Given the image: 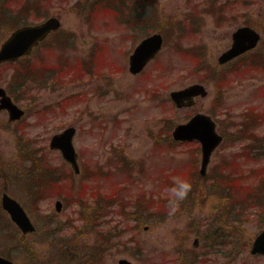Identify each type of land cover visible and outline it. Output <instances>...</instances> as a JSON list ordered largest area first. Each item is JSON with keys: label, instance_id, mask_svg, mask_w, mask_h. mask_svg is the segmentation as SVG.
Instances as JSON below:
<instances>
[{"label": "rangeland", "instance_id": "1", "mask_svg": "<svg viewBox=\"0 0 264 264\" xmlns=\"http://www.w3.org/2000/svg\"><path fill=\"white\" fill-rule=\"evenodd\" d=\"M23 1L25 0H18L17 5L22 4ZM76 1L51 0V3H46L43 7V9L48 8L46 14L60 17L62 31L71 32L75 38L73 48L67 53L54 48L51 49L52 54L44 50L45 61L49 64L58 58L64 59V56L72 63L81 61L82 57L90 54L93 49L91 45L97 41L103 47L102 58L107 69L104 70L107 78L105 77L103 82L93 84L86 83L83 79L68 80L63 86L53 90L49 86L39 90L30 79L26 99L17 103L24 108L25 118L19 124H12L13 127L8 129L4 124L7 122V116L0 112V184L4 191L21 204L36 226V234L21 239L12 228L13 225L0 204V226L3 230V237H0V253L9 256L17 264H65L64 260L74 261L67 259L65 254L60 256L58 251L60 244L55 242L57 239L49 238L50 232L44 231L47 218L55 225L57 223L59 228L65 229L64 235H66L71 232L69 228L73 225H81L84 207L92 208L91 203L96 200L86 202L80 199L81 195L77 193L83 194L86 189L88 194L91 187L101 193H109L111 189L121 187L123 189L119 192V201L109 202L108 205L104 202L102 205L105 212L103 211L104 213L99 217L92 216L97 219L96 223L100 225V230L111 231V235H119L114 239L115 244L113 243L111 254L103 260L104 264H118V260L122 258L132 264H176L178 257L183 259V263L191 264L189 261L192 260L190 257H194L193 250L196 251V264H264V258H255L249 254L250 243L264 227V194L257 203L258 208L249 209L244 216V222L228 221L227 231L233 234L231 242L225 248L221 247L223 250L218 251L216 255L213 254L205 259L197 256V253L204 250L203 248L199 245L197 249L192 247L196 237L189 234L187 225L193 217L205 218L210 214V220H213L222 216V213L215 210V201L210 200L209 196L204 200L205 203L196 202L203 194H208L209 187L200 188L203 194L188 192L183 199L174 197V194L169 195L173 203L169 206V210L173 211L178 207L181 210L169 219L164 216V223H146L135 227L133 220L125 219L121 214L120 210L125 208L124 205H117L122 203L123 199L130 198V195L141 192L146 195L164 194L163 179L189 181L186 174L188 169H192L190 163L193 161L195 171L199 170L200 153L192 152L195 145L173 146L170 150L167 142L161 141L156 144L159 132L164 129L167 120L171 121V126H174L186 121L187 115L200 112V108H203L204 113L211 115L215 111L222 121L232 120L233 124L237 125L241 121L240 115L250 110L259 115L261 122L258 123L254 133L257 132L256 135L263 139L264 65L256 64L246 68V72L237 76L232 75L226 82L224 79H219L221 76L224 78L225 75L218 73V78H213V81H216V84L220 81V86L223 83L221 91L215 90V86L209 84L207 98L201 102L198 100L190 109L177 110L170 103L169 93L197 83L200 77H204V75H196L191 59L174 54L170 45L166 44L158 58L146 66L143 76H132L127 68V54L123 55L120 51L123 47L130 48L131 43L127 42L121 46L115 41L113 47L105 46L104 39L107 37L105 33L111 32L99 26L100 23L95 19L99 16V12L102 15L101 8L104 6L98 7V10L94 9L90 15L87 12L76 14L71 9ZM153 4L156 5V22L163 24L167 23L165 19H169L171 23L186 18L192 19V12L201 11V21H207L205 27L203 25L201 28V32H205L201 39L210 48L208 57L203 61L206 60L211 64L216 63V59L228 43L227 31L224 30L217 35H213L211 31L213 20L218 17L215 12L208 15L207 10L211 6L213 9L225 6L228 9L227 18L235 16L238 12L237 15L240 17L238 22L254 23L264 39V0H153ZM233 4L235 7L230 6ZM90 9V5L86 7V11ZM188 21L189 19L186 23L189 24ZM92 23L94 24L91 25ZM188 26L192 28V25ZM234 26L235 23L230 21L226 30ZM112 27L114 28L115 25L112 24ZM151 29L155 30L156 25L152 24ZM112 36L116 38L114 33ZM2 39L0 36V40ZM193 41L196 44L200 42L194 40L193 36L187 35L181 43L186 48L194 46ZM258 49L250 56L257 54ZM93 68L97 70L94 65ZM216 70L220 71L219 68ZM5 73L3 78H0V85L4 87L7 86L11 75L10 70ZM94 87L101 88L102 97H97V94L89 90ZM25 90H27L26 86ZM71 97H74L72 100L76 98L77 100L71 103L68 100ZM216 97L220 100L219 107L215 105ZM73 126L78 130L74 144L80 155L81 169V173L76 176L62 161L58 152H51L48 146L53 134ZM15 131H18V134ZM226 131L229 129L227 128ZM151 135L155 138H151ZM161 143L163 146H160ZM240 145V143L234 144L235 147L224 145L218 149L212 157L208 171L214 168L218 159L224 155L236 165L238 161L231 159L230 156L237 153ZM32 148L37 153L44 154L53 167L69 175L70 178L62 184L64 190L61 192V197L58 191L46 189L43 193V201L33 204V198L26 196L24 190H21L20 182L26 180L32 173L30 169L27 170L28 173L25 172L29 157L33 155L29 151ZM118 160H121L118 166H126L127 179L126 175L114 166H117ZM239 162L244 176L240 180L237 179L239 183L233 188L232 196L238 197L237 201L248 194V187L260 183L259 180L264 176V156L257 155L253 160L243 159ZM226 164L228 163L225 162L222 166ZM229 168L233 172L238 171L232 166ZM90 170L94 173L91 178L86 173ZM99 170H107L110 174L104 179L95 178ZM215 173L216 171L211 174ZM69 188L73 195H76L72 200L67 196ZM56 200L63 203V211L59 214H55L54 210ZM50 215H54V218ZM46 226L49 228L48 225ZM230 244H235L236 247ZM179 248L188 250L182 256Z\"/></svg>", "mask_w": 264, "mask_h": 264}, {"label": "flooded vegetation", "instance_id": "2", "mask_svg": "<svg viewBox=\"0 0 264 264\" xmlns=\"http://www.w3.org/2000/svg\"><path fill=\"white\" fill-rule=\"evenodd\" d=\"M18 0H0V36L4 39L7 34H10L13 30L15 31L16 27L20 26H26L30 24H36V23H42L48 19V17H53L54 15L51 14H46L47 13V7L43 9L46 3L49 2V0H25L20 4L19 6L17 5ZM110 0H77L73 6L76 7L78 14L81 12H87L89 15L94 11V9H98V6L100 3L103 2H109ZM143 0H137V7L132 8V4L134 0H122V11H120L117 16V14L114 11L111 12H103L102 15L98 13V17L95 18L97 19V22L100 23L99 26H102L103 29H106L107 31L110 30L109 32L111 33H105V39L104 43L105 46H112L114 45L115 41H118L121 46H124L127 42L131 43V47L127 49L125 47L121 48V53L123 55L127 54L128 61L130 60V56L133 55L134 51L138 47V45L144 41L145 38L150 37L151 34L159 33L161 34L165 41L166 38L168 37L169 44L171 45V48L173 50H178V52H182L181 47L179 46L181 37H182V29H184V33L188 31V33L193 36L194 40H199L198 44L194 43V46H189L188 49H191L194 51L195 55V64H196V75H204V77H200L199 80L197 81V85H202L204 86L206 90V96H202V94H198L199 98H196L195 104H197L198 100L201 102V100L205 99L208 97V89L207 86L209 84H212L215 86V90L220 86V81L219 83L216 84V81H213V78H218V76H215V73L218 75V73H226V72H232V71H242V69L246 68V63L245 58L252 54L254 50L252 49L251 51L242 53L241 55H238L234 58H231V60L226 61L224 63H219L218 58L222 53L227 51L230 46L232 45V37L235 32L240 29V27H249L252 28L254 27L256 30L259 31L261 34L260 30L254 23H249L241 21L240 23L238 22L239 16L237 15L238 12L236 13L235 16H230L229 18L226 17V11L228 9L225 8V6H221L218 9H213L210 10L208 8L207 13L210 15L215 12V14L218 15L216 20H213V24L211 31L213 32V35H217L219 32L223 33V31H227V44L226 48L221 51V54L218 56L216 59V65L211 64L205 61L203 59H206L205 57H208V52L210 50L209 45L203 41L202 36L204 35L205 32H201V28L205 27L207 21H201V11H195L192 12V19L187 18L186 20L189 19V24L183 23V28L181 26L176 25L175 23L167 22L165 24L160 23V22H154V20L157 19L155 16L156 14L150 13L151 10L147 7H145V4L142 2ZM13 4V5H12ZM91 6V9L89 11H86L87 6ZM234 6L235 5H230ZM223 12V13H222ZM241 12V11H240ZM57 17V16H54ZM58 18V17H57ZM60 18V17H59ZM94 19V20H95ZM235 20V21H234ZM230 21L235 23L234 27H230L229 30H226V27L229 25ZM210 22V21H209ZM238 23V24H236ZM92 23L91 25H93ZM112 24L115 25V27H112ZM152 24L156 25V29L152 30L151 26ZM172 24V25H171ZM90 25V26H91ZM171 25V26H170ZM188 25H192V28H190ZM106 26H111L107 27ZM253 28V29H254ZM254 29V30H255ZM60 30H63L62 26L57 32H53L48 34L46 37V40L41 42L38 47L35 49L36 52L38 49L41 48V50L44 52V50L49 51L52 53V48L56 49H62L65 53H67L68 50L72 49L71 46H73V41H74V36L71 34V32H60ZM13 31V32H14ZM91 32H93V29H91ZM112 33L116 36H112ZM259 34V35H260ZM170 35H172V38L170 39ZM112 36V37H110ZM190 36V37H191ZM261 36V35H260ZM96 37V36H94ZM2 39V40H3ZM0 40V45H2L5 40L2 42ZM96 40V39H95ZM262 41V38H261ZM93 48L90 52L89 55L86 57H82L81 63H80V72H76L75 70L71 69V63H66L65 68L63 69L61 65L57 68L54 69V66H46L45 64L39 65L35 67V70L39 72V79L38 82L41 84H56V80L58 76H65V80H84L86 83H100L105 80V73L104 70H107L105 68V63L104 58H102V52H103V47L96 41L93 45H91ZM70 61V59H68ZM19 62V60H18ZM150 63V62H149ZM147 63L146 66L149 64ZM93 65L96 67L97 70L93 68ZM146 66L144 68L140 69L138 72L133 74L132 76H143V72L146 70ZM116 65H114V68ZM219 68L220 71H217L216 69ZM54 69V70H53ZM59 71V72H58ZM96 71V72H95ZM44 74H47L48 76L45 77ZM47 78V81H45ZM107 78V77H106ZM224 80L226 79V75L223 78ZM229 78H227L228 80ZM226 80V81H227ZM68 82V81H67ZM207 84V85H206ZM5 89V88H4ZM93 91L94 94H97V97H102L101 93V88L99 87H94L93 89H89ZM6 95H9L13 102L16 104V96H22L20 89L16 91L15 89L7 90L5 89ZM194 104V105H195ZM220 104V100L218 97H216L215 105L218 106ZM193 107V106H192ZM219 107V106H218ZM1 113L6 115L5 111H0ZM199 112H192L191 114L188 115L187 120L190 119V117L194 114H197ZM201 114H206L204 113L203 108H200V115ZM211 118V121L214 122V126L216 128V132L218 135H220L223 138V143L226 141V136L229 137V144L228 146L234 144V138L232 135H227L228 133H233L238 127L237 125L233 124L232 120L230 121H222V118L217 116L215 114V111H213L210 114H206ZM231 119V118H230ZM186 120V121H187ZM16 122H12L11 124H16ZM227 128L229 131H226ZM151 138H155L153 135H151ZM236 140V139H235ZM157 141V139H156ZM222 143V144H223ZM223 145L219 146L218 149L222 148ZM77 154L80 158V155L77 151ZM47 161L43 165V169L40 170V172H34L31 170V174L29 175V182H31V185L29 187V195L34 199L36 194L42 195L46 189L51 190V191H58L59 197H61V192L64 190L63 187L60 186V182H57L58 179H60L59 175V169H55L51 171L50 168L46 167ZM1 173V170H0ZM47 175V178H46ZM3 188L2 184H0V204L2 195L3 193ZM252 257L255 258H264V255H251ZM107 256H101L102 262L105 260ZM74 264V263H70ZM104 264V262L102 263Z\"/></svg>", "mask_w": 264, "mask_h": 264}, {"label": "trees", "instance_id": "3", "mask_svg": "<svg viewBox=\"0 0 264 264\" xmlns=\"http://www.w3.org/2000/svg\"><path fill=\"white\" fill-rule=\"evenodd\" d=\"M33 79V74L29 73L26 75V80ZM61 82V80H58ZM257 123L256 118L251 121V123L246 124L245 128L238 131L239 137L242 139L245 137H249L253 139L246 145V150L248 149H256L255 154L254 152H247V157L249 159H255L257 154H261L264 156V140H261L255 136H251L248 134V130L255 127ZM250 145V148H249ZM249 151V150H248ZM251 155V156H250ZM30 158V157H29ZM231 163L228 162L225 166L221 167V169L217 170L214 175L207 176L204 179H201L197 172H195L194 168L189 170V173L186 174L187 179L190 181L192 187L189 190L191 193H202L200 188H205V186L209 187L207 192L208 194H203L202 198L196 200L197 202L205 203L204 200L206 198H210V200L215 201V210L222 213L221 217H217V219L210 220L211 224V235H209V230L207 228H203V235L204 243H207V240H211L212 246L218 245H228L231 242L233 234L230 231H227L226 225L228 221L233 223L244 222V216L247 215L249 209L258 208L257 203L262 194H264V176L261 178L260 183L258 185H251L248 187L247 191L248 194L244 195L243 198L238 199L233 198V188H235V184L239 183L237 181L240 180L244 174L242 173L241 164L237 163L232 167L235 168L236 172L230 170ZM264 168V167H263ZM164 184V191L166 194H174L171 189L174 186H177L169 179L163 182ZM84 192L79 198L83 200H95L94 195H86ZM118 195H115V197ZM68 197L73 198L72 190L69 188L68 190ZM110 197H98L91 205L92 208L84 207L83 211V224L79 228V230H72V233L68 235H64V233L60 231V228H57L56 233H49V238L53 240L57 239L55 242H58L59 248L58 251L60 256L63 254L66 255L67 259H80L84 258L81 261L82 264H101L99 257L103 256L106 250L111 247L113 243V238L110 232H103L100 230V225H97V219L92 218V216L99 217L102 215L104 211L103 203L106 202L107 205L109 202ZM163 199V201H161ZM72 200V199H71ZM118 197H116V201ZM128 204L131 207V211L128 210L127 213H123L125 219L133 220L136 225H142L146 223H153V222H162L165 218H168L171 214L169 210V206L173 204L169 197H148L145 193H141L137 196L130 195L128 198ZM154 200H159L158 202ZM80 201V200H79ZM113 202V201H112ZM35 203V202H34ZM80 203V202H79ZM110 204V203H109ZM104 211V212H103ZM175 212V211H174ZM173 213V212H172ZM227 222H226V219ZM210 226V225H209ZM18 235V233H17ZM89 235H93L91 237L92 243L90 247L86 246L82 239L86 238Z\"/></svg>", "mask_w": 264, "mask_h": 264}, {"label": "water", "instance_id": "4", "mask_svg": "<svg viewBox=\"0 0 264 264\" xmlns=\"http://www.w3.org/2000/svg\"><path fill=\"white\" fill-rule=\"evenodd\" d=\"M59 23L55 20H49L47 23L37 26L35 28L26 27L15 32L14 35L5 43L0 51V62L6 60L16 59L18 56L27 54L30 49L37 45V43L44 38L49 31L57 29ZM235 44L233 48L224 54L220 61L231 59L241 53L245 49L251 48L257 41V36L252 30L240 29V31L234 36ZM160 36L155 35L139 45L135 50L134 55L131 56L130 67L132 71L140 70L145 63L154 57V53L161 47ZM136 62L134 63V61ZM201 88V89H200ZM202 90V87L192 86L189 89L179 92H172L170 94L177 108L189 107L193 103V98L198 96V92ZM204 94V93H203ZM0 108H4L9 112L11 118L18 119L22 112L18 111L15 106L10 104L9 99L6 98L3 91L0 89ZM73 129H65L62 133L53 137L51 141V148L59 149L63 159L68 162L75 173L78 172V166L76 164V154L74 151V145L72 141L74 138ZM174 140L192 141L199 140L201 143V166L200 174L204 176L206 174V168L210 162V156L214 152V148L220 143L221 138L217 137L214 132V128L209 124L205 118H200V115L192 117L191 121L187 124H181L176 127L173 132ZM2 206L6 212L10 215V219L15 223L21 232L25 235L27 233L34 232V226L30 222L28 216L23 212L20 205L11 200L6 194L2 198ZM60 202L56 203V210L60 211ZM261 234L253 241L251 249L252 254H264V229ZM196 243V242H195ZM0 264H13L10 260L0 257ZM119 264H130L127 260L122 259Z\"/></svg>", "mask_w": 264, "mask_h": 264}, {"label": "clouds", "instance_id": "5", "mask_svg": "<svg viewBox=\"0 0 264 264\" xmlns=\"http://www.w3.org/2000/svg\"><path fill=\"white\" fill-rule=\"evenodd\" d=\"M192 185L187 180H180L177 186H174L171 191L180 199H183L187 196Z\"/></svg>", "mask_w": 264, "mask_h": 264}]
</instances>
